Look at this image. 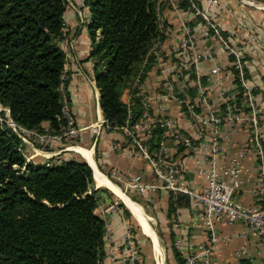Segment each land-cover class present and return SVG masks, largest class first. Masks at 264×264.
Wrapping results in <instances>:
<instances>
[{
	"label": "trees",
	"instance_id": "1",
	"mask_svg": "<svg viewBox=\"0 0 264 264\" xmlns=\"http://www.w3.org/2000/svg\"><path fill=\"white\" fill-rule=\"evenodd\" d=\"M83 3L89 10V59L99 107L105 128L115 131L127 124L129 108L121 101L125 90L132 91L128 125L138 120L141 105L133 97V84L138 78L143 83L154 61L149 53L165 36L154 0ZM181 7L191 9L188 0ZM66 8V0H0V106L17 127L40 135L62 136L71 117L62 49ZM234 83L237 100L228 105L237 109L242 89L236 78ZM0 116V264H102L106 226L96 209L99 195L109 192L95 189L92 171L82 161L51 166L27 162L22 141L6 125L5 113ZM43 123H48L47 130ZM160 134L154 131L150 151L156 149ZM189 204L187 197L170 194L168 216ZM171 253L176 264H186L173 244Z\"/></svg>",
	"mask_w": 264,
	"mask_h": 264
},
{
	"label": "crops",
	"instance_id": "2",
	"mask_svg": "<svg viewBox=\"0 0 264 264\" xmlns=\"http://www.w3.org/2000/svg\"><path fill=\"white\" fill-rule=\"evenodd\" d=\"M67 1L70 4L67 3L64 14V31L68 33L75 28L77 32L74 47L75 57L70 61L67 60L66 72L69 80L68 91L71 97L70 110L72 109L74 112L78 139L74 148L62 149L60 145H56L50 147V150L39 151L44 162L33 164L53 165L70 160L82 161L92 171L95 189H105L109 192V196L104 193L99 195V207L96 209L97 215L103 219L106 226V257L102 264H137L135 248L139 245V241L134 235L132 221H135L139 230L142 231L140 222L143 223V217L154 232L152 220L160 228L161 233L167 234L170 247L173 244L186 263L188 257L198 254L209 244V233L201 224L200 211L192 209L189 204V207L177 208L174 214L168 216L171 192L159 189L140 193L127 187V181L132 177H141L142 183L146 185L153 184L155 178L149 163L130 152L124 133L121 130L108 131L104 126L99 107V93L95 87L96 75L93 61L89 59L90 40L86 27L89 10L83 0ZM154 1L161 6L165 39L160 50V58L154 60L155 62L153 61L154 63L147 71L141 90L151 98L149 107L152 112H155L157 108H162L163 110L160 112L162 116L173 119L181 131L196 138L195 133L188 127L187 117L175 102L158 104L153 99L162 92L164 81L162 68L170 67L176 62L173 43L181 39L184 27H188L196 40L198 53L209 52L215 55L213 61L201 60L195 70L194 67H191L187 76L189 82L193 81L196 76L201 78L209 103L217 115L223 113L224 106L229 102L237 100L238 89L232 74V59L226 51L220 49L219 43L209 34L200 17H197L191 9L186 10L181 7L183 0ZM193 1L201 9H205L208 5V0ZM214 1L215 3L209 7V15L224 32L237 36L238 40L245 39L248 35H254V40L244 48V57L247 61L246 73L257 102H263L264 0ZM172 3L177 5L176 9ZM78 13L80 17H78ZM215 67L220 69L224 77L220 83L210 75V71ZM68 68L71 72H68ZM171 76L175 85L179 86L175 74ZM208 79L210 82L206 81ZM190 90L192 89L188 90L190 95L188 97L196 102V96H191ZM131 99L132 91L125 90L121 101L127 108L131 105ZM92 100L94 106L93 108L91 106V110L88 107H83ZM48 126V123L42 124V128L45 130L48 129ZM211 130V128L207 129V133L209 134ZM260 132L264 141V112L261 117ZM228 139L231 141L233 152L243 151L248 146L246 125L239 123L233 126H222L221 145L223 147L228 145ZM170 159L183 168L182 180L186 187L197 191H203L206 188L205 176L198 174V170L206 169L207 164L203 163L198 154L179 151L178 148L173 147ZM94 171L99 172L109 182V186L114 185L130 200L134 209L141 215V217L139 216L141 220L136 219L119 197L111 192V189L97 186ZM241 172L242 184L236 195L237 200L246 207H255L259 205V200L253 193L258 183V162L253 152H243ZM121 204L130 214V219L125 217L124 210L120 207ZM142 233L150 241L154 263L156 264L157 261V264H165L164 249L157 234L151 235L144 231ZM214 234L219 241L211 251L210 264H264L262 239L249 234L242 223L232 226L217 224ZM127 235L131 237L132 245L130 246L126 243Z\"/></svg>",
	"mask_w": 264,
	"mask_h": 264
},
{
	"label": "built area",
	"instance_id": "3",
	"mask_svg": "<svg viewBox=\"0 0 264 264\" xmlns=\"http://www.w3.org/2000/svg\"><path fill=\"white\" fill-rule=\"evenodd\" d=\"M66 2L70 4L69 1L66 0ZM188 3L194 14L204 22L209 34L219 43L220 49L226 51L232 58V70L236 72L233 77L237 79L242 89L239 108L234 109L227 104L223 113L217 115L209 103L201 78L196 76L193 81L189 82L187 76L189 69L194 67L195 70L201 60L213 61L215 55L209 52L198 53L191 29L184 27L181 39L173 43L176 62L170 67L162 68L164 73L162 92L153 99L158 104L173 101L181 109L184 108L185 112H182L187 117L188 127L195 133L196 138L181 131L173 119L162 116L160 113L162 108H157L155 112L150 110L149 99L151 100V98L141 90L142 84L139 78L133 84V89L137 90L133 97L138 98L141 105L138 120L134 124L128 125L131 119L130 108L133 106L131 101L127 124L117 130L124 133L130 152L149 163L155 178L153 184L146 185L142 183L141 177H132L127 181V187L140 193L163 189L174 195L187 196L191 208L200 211L201 224L209 233V244L198 254L188 257L186 264H198L199 262L210 264L211 251L219 241L214 234L217 224L232 226L242 223L249 234L259 237L264 243V141L260 132L264 101L257 102L253 89L246 78L247 61L244 57V48L254 40V35H248L245 39L238 40L237 36L224 32L209 15V7L215 3L214 0H208L205 9L198 8L193 0H188ZM172 6L177 8V5L173 3ZM155 11L157 22L160 29L163 30L161 6L158 2H156ZM78 15L80 16L79 13ZM162 46L163 42H157L149 53L155 61L160 58ZM172 74H175L179 86H176L170 78ZM210 75L218 83L224 80L218 67L213 68ZM206 81L210 82L209 79ZM190 88L195 91L196 102L188 97ZM64 111L67 115L69 110L65 107ZM67 119L68 127L62 136L40 135L35 131L17 127L13 122L12 130L22 142L34 149V143L57 142L76 134L77 131L74 130L71 117L67 116ZM239 123L245 124L248 129V146L243 151L233 152L230 139H228L226 147L221 145V128L224 125L233 126ZM209 128L212 130L208 134L207 129ZM156 130L161 131L160 138L156 149L150 151L148 143L154 137L153 134ZM27 135L33 137V143L25 140L24 137ZM173 147L196 153L203 163L207 164L206 169L198 170V174L205 176L206 179V188L203 191L186 187L182 180L183 168L170 159ZM245 151L253 152L258 162V183L253 193L258 198L259 205L255 207L242 205L236 197L242 184L241 158ZM126 243L129 246L132 245L130 235L126 236Z\"/></svg>",
	"mask_w": 264,
	"mask_h": 264
},
{
	"label": "rangeland",
	"instance_id": "4",
	"mask_svg": "<svg viewBox=\"0 0 264 264\" xmlns=\"http://www.w3.org/2000/svg\"><path fill=\"white\" fill-rule=\"evenodd\" d=\"M77 8H79V7H77ZM78 17H80V16L78 15ZM76 39H77V32L75 31V28H73L68 33H66L65 41L62 43V48L64 49L65 53L67 54V60L68 61H70V59H74V57H75L74 47H75ZM68 72H71L69 70V68H68ZM91 106H92V108L94 106L93 100L91 102L89 101L87 106H83V107H88L90 109ZM75 108H77V107H75ZM0 112L5 113V123L10 129H12L13 123L10 120V118H8L7 111L0 106ZM73 113L74 112L71 109L70 110L71 120H72V123L75 124V116H73ZM0 121H3V119H1V116H0ZM74 130L77 131V128H74ZM24 138L26 141L33 143L34 139L32 136L27 135ZM77 139H78V133H76L72 136H68V137L62 139L61 141H57V142L45 141L43 143H36V144L34 143V145H35L33 147L34 149H32L31 146L27 145L26 143L22 142L23 145L21 146L22 147L21 151H22L27 162L39 163V162L43 161V158H41L42 156H40L41 154L37 150H42V151L50 150V147H52V146L55 147L56 145H60V147L62 149H65L67 147L68 148H74L76 146L75 142H77ZM76 158L79 159V157H77V156H76ZM35 165H37V164H35ZM42 165H45V164L42 163ZM104 194L106 196H109L107 193H104ZM132 224H133L134 235L137 236L138 241H139V245L136 246V248H135L137 251L136 263L137 264H155L154 260H153L152 251H151L150 241L146 237L143 236L144 234L142 233L141 230H139L140 228H138L139 226L136 225L135 221H132ZM152 224H153V228H154V230H155V232L159 238L161 246L164 249V255H165V261L164 262H165V264H176L174 259H173L172 253H171V247H170V243L168 241L167 234L161 233L160 228L155 224V222L153 220H152Z\"/></svg>",
	"mask_w": 264,
	"mask_h": 264
},
{
	"label": "bare ground",
	"instance_id": "5",
	"mask_svg": "<svg viewBox=\"0 0 264 264\" xmlns=\"http://www.w3.org/2000/svg\"><path fill=\"white\" fill-rule=\"evenodd\" d=\"M86 156V155H85ZM87 157V156H86ZM88 161V160H87ZM94 175H95V181L97 183V186L100 188H109L111 189V192L113 194H115L116 196L119 197V199L126 205L127 209L133 213L136 217L137 220H141L140 217L141 215L134 209L133 205L131 204L130 200L123 194L121 193L117 187L113 186H109V182L102 176L99 174V172L94 171ZM133 215V216H134ZM140 216V217H139ZM140 227L143 229L142 231H144L147 234H151V235H155L156 233L149 227V225L147 224L146 220L143 217V223L141 224L140 222ZM153 237V236H152Z\"/></svg>",
	"mask_w": 264,
	"mask_h": 264
},
{
	"label": "water",
	"instance_id": "6",
	"mask_svg": "<svg viewBox=\"0 0 264 264\" xmlns=\"http://www.w3.org/2000/svg\"><path fill=\"white\" fill-rule=\"evenodd\" d=\"M149 227H150V225H149ZM151 228V227H150ZM152 229V228H151ZM156 264H157V261H156Z\"/></svg>",
	"mask_w": 264,
	"mask_h": 264
}]
</instances>
